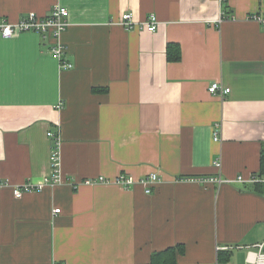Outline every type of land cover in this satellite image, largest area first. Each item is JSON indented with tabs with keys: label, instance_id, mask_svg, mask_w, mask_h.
<instances>
[{
	"label": "crops",
	"instance_id": "crops-1",
	"mask_svg": "<svg viewBox=\"0 0 264 264\" xmlns=\"http://www.w3.org/2000/svg\"><path fill=\"white\" fill-rule=\"evenodd\" d=\"M57 5L70 69L49 36L0 33V264H149L177 247V264H246L264 241V185L248 182L264 183V28L247 19L264 0H0V23ZM49 132L63 183L17 199L49 173ZM151 173L149 193L114 183ZM217 176L245 182L185 181Z\"/></svg>",
	"mask_w": 264,
	"mask_h": 264
},
{
	"label": "built area",
	"instance_id": "built-area-1",
	"mask_svg": "<svg viewBox=\"0 0 264 264\" xmlns=\"http://www.w3.org/2000/svg\"><path fill=\"white\" fill-rule=\"evenodd\" d=\"M67 10L62 6H54L53 9L47 16L40 17L35 13L31 12L22 17L16 23H8L6 21H1L0 23V33L3 38H10L16 33H23V32H35L41 34L43 36H49L52 45L50 49V53L53 57H55L60 66L63 69H70L72 68V64L65 61L63 56L65 54L64 47L60 41L61 34L65 31L66 27L68 26L67 21ZM248 20L254 21L260 24L264 28V14H253L247 17ZM120 24L124 26L126 29H132L135 26L133 22L132 16L129 13H124L121 15ZM158 21L154 15H150L147 20L142 23L140 26L147 30L148 32H155L157 29ZM208 92L211 95L224 97V95L230 92L228 87H222L220 84L213 83L208 87ZM60 108V105L59 107ZM47 136L54 140V144L51 147L50 152V164H49V173L43 178L42 182L40 183H33L31 181H26L19 186L13 187V195L15 198H21L25 193L31 192H39L45 187H53L57 185H61L63 183L62 175L60 173V161H59V138L58 136L47 133ZM216 133L214 134L213 140H217ZM217 167L220 166L219 163L216 164ZM104 179H99V182H103ZM159 177L156 173H151L150 175L146 176L143 179H139L136 181L133 177L127 175H119L115 180L114 183L120 185L123 188H128L129 186L140 183L146 188V193L150 192V187L153 184L158 183ZM185 181L200 183V184H221L225 182H238L244 183L245 180L242 177H238L236 181L232 180H225L222 179L220 176L217 177H200V178H192L187 179ZM90 180H86L85 184H90ZM249 183H259L263 182V180L258 179L256 177H251L248 181ZM59 209H54L53 214H58ZM246 264H264V241L259 244H256L250 248H248V252L245 258Z\"/></svg>",
	"mask_w": 264,
	"mask_h": 264
},
{
	"label": "trees",
	"instance_id": "trees-1",
	"mask_svg": "<svg viewBox=\"0 0 264 264\" xmlns=\"http://www.w3.org/2000/svg\"><path fill=\"white\" fill-rule=\"evenodd\" d=\"M177 46L176 45H169L168 46V59L170 61H176L179 59V54L177 52ZM259 177H264V152L261 155L260 158V166H259ZM264 183H255V189L258 191L260 186H263ZM182 248H168L164 251L155 252L150 257L149 264H177V257L178 254H182ZM227 255V253H226ZM222 255L219 254V264L222 262ZM225 260H228L227 258Z\"/></svg>",
	"mask_w": 264,
	"mask_h": 264
}]
</instances>
